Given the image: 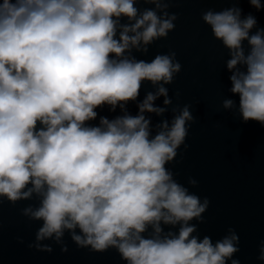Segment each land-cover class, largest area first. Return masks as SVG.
Instances as JSON below:
<instances>
[{"label":"clouds","instance_id":"clouds-1","mask_svg":"<svg viewBox=\"0 0 264 264\" xmlns=\"http://www.w3.org/2000/svg\"><path fill=\"white\" fill-rule=\"evenodd\" d=\"M139 2L154 8L137 7ZM202 13L228 50L230 92L223 108L264 125V28L235 6ZM257 11L264 0H247ZM168 0H0V203L29 200L22 215L42 222L40 242L115 249L125 264H240L234 230L215 243L196 235L208 207L174 178V162L194 122L189 106L153 126L168 106L164 86L181 71L175 53L150 62L133 50L176 27ZM255 29V31H253ZM144 82L148 92L137 104ZM179 95V93H177ZM108 106L122 114L99 116ZM99 116L98 124L92 123ZM189 183L196 184L190 179ZM31 246V245H30ZM63 250H66L64 248ZM258 259L264 261V242Z\"/></svg>","mask_w":264,"mask_h":264},{"label":"water","instance_id":"water-1","mask_svg":"<svg viewBox=\"0 0 264 264\" xmlns=\"http://www.w3.org/2000/svg\"><path fill=\"white\" fill-rule=\"evenodd\" d=\"M168 2L167 11L178 15L175 29L167 38L149 45L146 53L133 50V55L150 62L157 54L174 52L175 61L182 67L173 82L164 85L171 104L165 106L164 97L155 101L156 106L166 107L167 111L162 116L146 115L151 117L154 126L164 119L170 122L173 109L178 113L185 105L189 106L194 122H189L191 127L185 143L168 167L190 193L199 196L201 202L205 198L209 201L202 213L203 222H190L197 227L195 234L201 239L208 236L215 243L229 235L230 229L234 230L239 237V251L232 259L240 264H264L258 259L264 242V125L255 121L245 123L236 109L223 108L225 99L239 102V97L230 92L231 73L226 67L230 57L201 18L204 11H220L233 6V2ZM235 6L243 10V15H254L257 27L264 28V10L257 11L247 0H239ZM137 7L143 10L154 5L139 2ZM155 90L150 82H144L138 100L129 102L127 111L137 114V104ZM97 111L99 116L109 119L122 114L119 107L115 112L108 106ZM99 116L92 123L98 124ZM190 179L196 184H190ZM32 203L22 200L12 204L6 198L0 203V264H125L115 249L96 252L90 246L79 247L67 231L62 243L54 239L40 242L50 246L51 251L36 248V233L42 222L22 215V209Z\"/></svg>","mask_w":264,"mask_h":264}]
</instances>
